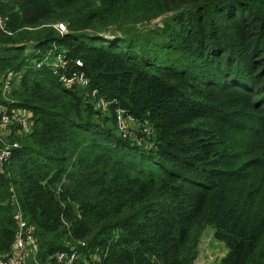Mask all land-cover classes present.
I'll list each match as a JSON object with an SVG mask.
<instances>
[{
    "label": "trees",
    "instance_id": "16d2710c",
    "mask_svg": "<svg viewBox=\"0 0 264 264\" xmlns=\"http://www.w3.org/2000/svg\"><path fill=\"white\" fill-rule=\"evenodd\" d=\"M0 11L11 30L0 75L13 72L0 100L29 110L0 168V255L18 210L37 237L25 264H57L69 246L74 264H192L206 225L226 248L219 264H264V0H0ZM49 48L105 109L35 66ZM117 109L150 131L122 136Z\"/></svg>",
    "mask_w": 264,
    "mask_h": 264
},
{
    "label": "built area",
    "instance_id": "2783aa9c",
    "mask_svg": "<svg viewBox=\"0 0 264 264\" xmlns=\"http://www.w3.org/2000/svg\"><path fill=\"white\" fill-rule=\"evenodd\" d=\"M7 16L0 11V30L10 33L11 30L6 26ZM57 31L60 33L64 30V25L60 22L54 24ZM54 48V44H53ZM49 48L41 55L40 60L35 63V66L44 64L48 66L52 72L57 74L58 79L66 86L75 84L81 91L84 97L88 95L94 107L101 109L106 108L107 101L95 94V88H88L87 78L82 70L67 69L68 58L62 49L58 51ZM74 63L80 65L79 58L74 59ZM13 72L6 70L4 74L0 75V95L7 99L6 91L11 85ZM8 100V99H7ZM9 103H4L0 100V168L2 164L8 159L11 147L16 146V141H9L5 134L7 127L11 124L20 126V130L27 127V117H29V110L21 106H9ZM126 119L133 122V126L126 124ZM116 124L122 136H129L132 138H139L137 132L148 133L150 131V124L148 122L135 121L130 116H124L120 109L116 110ZM17 130V131H20ZM5 133V134H4ZM15 219V235L10 244L9 250L4 255H0V264H25L30 255H33L37 249V237L31 225L27 224L21 218L18 210L13 214ZM77 251L69 246L67 249L56 251L53 255L57 264H74L77 258Z\"/></svg>",
    "mask_w": 264,
    "mask_h": 264
},
{
    "label": "rangeland",
    "instance_id": "374dc122",
    "mask_svg": "<svg viewBox=\"0 0 264 264\" xmlns=\"http://www.w3.org/2000/svg\"><path fill=\"white\" fill-rule=\"evenodd\" d=\"M161 17L157 16L148 22H143L144 24L135 21L134 24H127L130 25L131 29H135L136 27H144V26H152L154 23H160ZM59 21H56V23ZM54 27V24H52ZM108 29L110 30H105L104 33H106L108 36H110L112 33L113 34H122V28L121 27H115L114 24H109ZM112 29V30H111ZM126 124L128 126H133V122L130 119H126ZM7 131H9V134H5V137L12 138L13 135L17 134V130H20L17 127V125H10L7 127ZM6 131V132H7ZM151 134L143 135V139L146 140L148 136ZM9 140V139H8ZM212 231L213 227L210 225L204 226L203 230L201 231L200 234V240L198 243V253L195 259L193 260L192 264H219L220 258L225 254L226 248L223 245V243L217 239H215L212 236Z\"/></svg>",
    "mask_w": 264,
    "mask_h": 264
},
{
    "label": "crops",
    "instance_id": "0c3cea01",
    "mask_svg": "<svg viewBox=\"0 0 264 264\" xmlns=\"http://www.w3.org/2000/svg\"><path fill=\"white\" fill-rule=\"evenodd\" d=\"M6 133H9V131H7Z\"/></svg>",
    "mask_w": 264,
    "mask_h": 264
}]
</instances>
